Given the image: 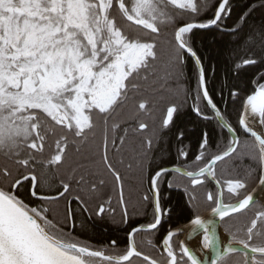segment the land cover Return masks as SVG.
Returning <instances> with one entry per match:
<instances>
[{"label":"snow or ice","instance_id":"6c2138e0","mask_svg":"<svg viewBox=\"0 0 264 264\" xmlns=\"http://www.w3.org/2000/svg\"><path fill=\"white\" fill-rule=\"evenodd\" d=\"M257 182L264 0H0V264H264Z\"/></svg>","mask_w":264,"mask_h":264},{"label":"trees","instance_id":"16d2710c","mask_svg":"<svg viewBox=\"0 0 264 264\" xmlns=\"http://www.w3.org/2000/svg\"><path fill=\"white\" fill-rule=\"evenodd\" d=\"M243 2V0H241ZM258 3L259 0H256ZM259 16V13H255L253 16V20ZM251 22V21H250ZM239 39L238 36L226 35L224 37H220L219 35L209 34L206 38L198 41V47L205 54V65L209 69V75H212L211 69L215 68L218 76L221 80L226 76L228 69L231 67L232 61L236 58V56H242L244 54V47L246 46L244 42L240 45H236L233 42ZM219 98V97H218ZM189 127L194 128V125H190ZM215 140L216 137L214 136ZM188 143V141H185ZM173 156H175V146L173 147ZM254 185L250 184V189H252ZM165 200H171L172 205L175 206L178 201L181 200L180 194L177 190H167L162 193ZM227 202V201H226ZM260 203H257L256 206H259ZM186 215L183 208L177 209V220L179 223H184L183 216ZM120 219L119 210L117 211L116 221L118 222ZM136 220L143 222L142 216L135 217ZM167 227V225H165ZM223 229V225H222ZM119 237L122 241L125 238V233L120 230V226L118 223H113L111 220H106L103 223L97 222L95 220H89L87 222V232L81 235V239H89L91 238V242L95 243L99 240L107 241L108 238H116ZM123 246V244L121 245Z\"/></svg>","mask_w":264,"mask_h":264},{"label":"water","instance_id":"95a60500","mask_svg":"<svg viewBox=\"0 0 264 264\" xmlns=\"http://www.w3.org/2000/svg\"><path fill=\"white\" fill-rule=\"evenodd\" d=\"M250 192H251V194L254 197L255 203L258 202V201H261L260 197H261L262 193L264 192V190L261 189V187L259 186L258 182L256 183V185L254 186V188ZM218 231L221 234L223 233L221 224H218Z\"/></svg>","mask_w":264,"mask_h":264},{"label":"bare ground","instance_id":"6f19581e","mask_svg":"<svg viewBox=\"0 0 264 264\" xmlns=\"http://www.w3.org/2000/svg\"><path fill=\"white\" fill-rule=\"evenodd\" d=\"M260 199H261L262 202H264V192L262 193ZM194 239H195V238H194Z\"/></svg>","mask_w":264,"mask_h":264},{"label":"flooded vegetation","instance_id":"af4514ba","mask_svg":"<svg viewBox=\"0 0 264 264\" xmlns=\"http://www.w3.org/2000/svg\"><path fill=\"white\" fill-rule=\"evenodd\" d=\"M255 185H256V184H255ZM255 185H254V186H255ZM253 188H254V187H253ZM253 188H252V189H253ZM252 189H250V191H251ZM257 203L262 204L263 202H262V201H258V202H256L255 204H257ZM221 227H222V224H221ZM222 230H223V229H222ZM181 238H182V237H181Z\"/></svg>","mask_w":264,"mask_h":264},{"label":"rangeland","instance_id":"374dc122","mask_svg":"<svg viewBox=\"0 0 264 264\" xmlns=\"http://www.w3.org/2000/svg\"><path fill=\"white\" fill-rule=\"evenodd\" d=\"M264 203V202H263Z\"/></svg>","mask_w":264,"mask_h":264}]
</instances>
